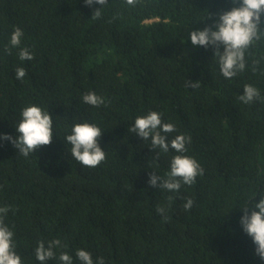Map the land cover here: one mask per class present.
I'll return each instance as SVG.
<instances>
[{
  "label": "trees",
  "instance_id": "obj_1",
  "mask_svg": "<svg viewBox=\"0 0 264 264\" xmlns=\"http://www.w3.org/2000/svg\"><path fill=\"white\" fill-rule=\"evenodd\" d=\"M238 5L0 0V136L16 135L26 106L41 107L53 120L51 144L27 157L0 139V206H9L4 222L22 264H40L36 246L55 239L66 245L57 254L68 252L73 264L77 249L105 264H264L240 223L245 203L264 192V14L244 50L245 68L231 80L222 76L215 49L193 46L189 35L215 28L219 13ZM16 27L24 35L12 48ZM21 48L33 59L21 61ZM20 67L22 80L15 74ZM197 80L199 87L187 86ZM246 84L260 92L250 104L238 100ZM88 92L105 103H84ZM151 111L175 125L169 141L191 137L185 153L170 149L157 157L150 140L128 131ZM77 123L103 131L106 159L95 168L77 162L65 142ZM178 154L202 167L196 182L177 192L149 185V174L166 176ZM188 198L194 203L185 210Z\"/></svg>",
  "mask_w": 264,
  "mask_h": 264
},
{
  "label": "clouds",
  "instance_id": "obj_2",
  "mask_svg": "<svg viewBox=\"0 0 264 264\" xmlns=\"http://www.w3.org/2000/svg\"><path fill=\"white\" fill-rule=\"evenodd\" d=\"M86 6L94 4L107 5L109 0H84ZM130 6H135L136 0H125ZM102 8L94 10L92 19H98L102 15ZM264 14V0H239V5L230 10L219 13V18L215 23V28L205 27L202 30L190 32V40L193 46L208 48L212 46L215 54L219 56V68L225 79L231 80L237 72L243 71L244 50L257 37L261 17ZM23 30L16 27L10 37L12 48L21 44ZM220 45L223 52H219ZM6 51L11 52V48L6 47ZM19 59L32 60L33 54L27 48H21ZM16 78L22 80L26 71L23 67L15 70ZM188 87H199V81H188ZM260 96L257 87L246 84L243 93L238 100L244 104H250ZM84 103L99 107L105 100L94 92H88L82 96ZM21 119L15 126L16 135L2 134L0 139L10 141L12 145L25 157L33 154L41 146L50 145L54 135L53 120L49 112L44 111L37 105L26 106L21 111ZM128 131L137 134L144 140H150L151 149L159 150L160 153H168L170 149L176 153H185L186 144L191 141V137L183 134L176 135L171 141L166 134L175 131V125L165 123L161 115L156 111H151L146 115L138 116ZM102 130L95 124L77 123L73 125L71 134L65 137V142L71 145V156L82 166L95 168L106 159L105 151L101 148L99 140ZM203 173L200 164L192 157L186 155H174L170 161V171L166 176L156 175L155 172L149 174V185L164 189L169 192H177L181 185H192L196 182L198 175ZM258 202L249 200L242 207L243 216L240 218L244 232L249 235L255 244L256 254L264 260V192L260 193ZM171 199V198H169ZM193 200L187 199L183 205L185 210L191 209ZM9 206H0V264H22L21 257L15 251L14 232L4 222L9 211ZM157 212L163 214L166 209L157 207ZM66 247L60 239L47 242L40 241L35 248V258L40 264L58 259L59 264H73V257L66 251L57 254L56 249ZM75 257L79 264H105L103 257L97 258L94 262L89 251L77 249Z\"/></svg>",
  "mask_w": 264,
  "mask_h": 264
}]
</instances>
